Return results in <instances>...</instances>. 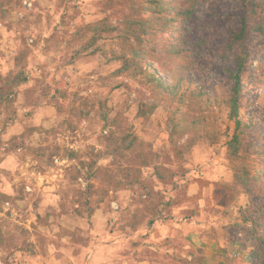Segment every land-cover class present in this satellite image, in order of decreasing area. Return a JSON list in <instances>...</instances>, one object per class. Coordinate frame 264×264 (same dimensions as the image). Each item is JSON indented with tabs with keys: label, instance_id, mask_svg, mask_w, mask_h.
Instances as JSON below:
<instances>
[{
	"label": "rangeland",
	"instance_id": "1",
	"mask_svg": "<svg viewBox=\"0 0 264 264\" xmlns=\"http://www.w3.org/2000/svg\"><path fill=\"white\" fill-rule=\"evenodd\" d=\"M151 1L0 0V264H264V187L238 180L264 158V0Z\"/></svg>",
	"mask_w": 264,
	"mask_h": 264
},
{
	"label": "trees",
	"instance_id": "2",
	"mask_svg": "<svg viewBox=\"0 0 264 264\" xmlns=\"http://www.w3.org/2000/svg\"><path fill=\"white\" fill-rule=\"evenodd\" d=\"M175 0H152L149 2L150 5L152 6H159L162 9V12L164 11H171L172 8V2ZM253 6L255 4L253 3ZM153 8H151L152 10ZM155 11V9H154ZM131 24V25H130ZM128 27L125 26L124 29L120 30L117 26H114L112 23H110L108 20H103L99 23L97 26V29H95V34L97 35L98 33H104L110 36H117L121 37V35L124 36H131L138 38V35H135V29L130 27L134 26V23H130ZM247 27L245 26V22L242 23L241 30L237 32H233V42L238 43L241 42L246 34ZM250 34H262L263 33V28L261 25L256 24L252 25L251 29L249 30ZM95 37V36H94ZM97 39V38H95ZM134 58L132 61H130L127 58H123V65L121 66L120 69L117 70V74H124V73H132L133 75L137 76L141 72H143V68L140 66L141 63L138 61L139 59V52H134L133 53ZM243 61L242 59L238 60V71L242 69ZM146 78L148 79V83L153 87V89L162 97L165 98L166 100H170L171 102H174L176 98L179 96L180 92V80L176 79L175 83L169 84L165 81H163L155 72H153L150 69L146 70ZM231 77L234 80V85L232 87V99H231V106H230V116H231V121L235 124V129L236 132L238 133L239 130L241 129V122L239 120L238 116V96L241 92V82L239 79V74L236 75L234 73H231ZM27 81L25 75L23 74H18L12 79H9L5 87L3 88V91L1 92V99L4 97L11 96L12 99H15L17 96V89L19 86L25 84ZM153 109L150 110L148 113H152ZM146 113L144 111L141 112V115H145ZM229 148L231 150L232 155L238 156L240 151H241V138L239 134H234L233 137L231 138L230 142L228 143ZM131 145L127 146V149H129ZM71 159H75L76 161L79 162V164L82 167H88L89 169H93L95 166V163H89V164H84L83 162H80L77 158V154L75 153H69L68 155ZM253 165L255 167V170H253L251 173L245 172L244 174L239 175V182L244 186L248 187L249 184L254 183V187H264V158L260 157L259 159H256V161H253ZM256 168H259L258 170ZM80 171H77V174L75 175V179H78L80 177ZM92 174H88L87 179L89 180ZM245 175V176H244ZM257 219V217H256Z\"/></svg>",
	"mask_w": 264,
	"mask_h": 264
},
{
	"label": "crops",
	"instance_id": "3",
	"mask_svg": "<svg viewBox=\"0 0 264 264\" xmlns=\"http://www.w3.org/2000/svg\"><path fill=\"white\" fill-rule=\"evenodd\" d=\"M10 130H11V131H14L13 125H11V127H10L9 130H8V132H9Z\"/></svg>",
	"mask_w": 264,
	"mask_h": 264
}]
</instances>
